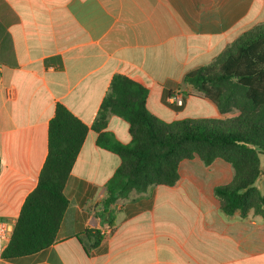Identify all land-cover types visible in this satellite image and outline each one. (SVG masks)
Instances as JSON below:
<instances>
[{"label": "crops", "instance_id": "0c3cea01", "mask_svg": "<svg viewBox=\"0 0 264 264\" xmlns=\"http://www.w3.org/2000/svg\"><path fill=\"white\" fill-rule=\"evenodd\" d=\"M263 12L264 0L258 8L257 0H0L1 221L15 226L38 185L57 104L90 128L65 187L70 204L57 241L0 264H264V217L221 211L215 190L235 175L222 159L182 161L174 186L118 200L103 222L121 158L97 146L93 129L116 74L142 83L147 109L164 122L238 116L184 79L258 25ZM180 96L182 106L170 102ZM106 131L131 141L117 115ZM260 161L264 167V154ZM259 188L264 194V175ZM87 231L103 237L90 253Z\"/></svg>", "mask_w": 264, "mask_h": 264}, {"label": "trees", "instance_id": "16d2710c", "mask_svg": "<svg viewBox=\"0 0 264 264\" xmlns=\"http://www.w3.org/2000/svg\"><path fill=\"white\" fill-rule=\"evenodd\" d=\"M195 91L210 99L222 113L237 111L226 120L203 119L164 122L147 109L149 90L125 75L113 76L93 129L97 146L121 158V165L107 184L100 214L132 193L155 186H174L182 161L199 157L210 165L216 159L230 163L235 171L231 184L217 187L221 211L233 216L254 210L264 217V194L259 182L264 175V24L254 26L236 39L213 63L188 73L184 79ZM112 115L129 124L131 141L123 144L107 132ZM90 128L57 104L48 128V155L38 185L26 198L3 259L14 261L50 248L56 241L69 208L65 187ZM88 249L99 246V231Z\"/></svg>", "mask_w": 264, "mask_h": 264}, {"label": "built area", "instance_id": "2783aa9c", "mask_svg": "<svg viewBox=\"0 0 264 264\" xmlns=\"http://www.w3.org/2000/svg\"><path fill=\"white\" fill-rule=\"evenodd\" d=\"M170 102L172 104L182 106L183 97H172L170 99ZM13 230L14 225L12 222L0 220V260L3 259V254L11 240Z\"/></svg>", "mask_w": 264, "mask_h": 264}, {"label": "rangeland", "instance_id": "374dc122", "mask_svg": "<svg viewBox=\"0 0 264 264\" xmlns=\"http://www.w3.org/2000/svg\"><path fill=\"white\" fill-rule=\"evenodd\" d=\"M263 0H257V8H258V5L261 3L262 4ZM251 19V18H250ZM251 22V21H250ZM256 22H259V24H264V12L263 14L257 18V21Z\"/></svg>", "mask_w": 264, "mask_h": 264}]
</instances>
